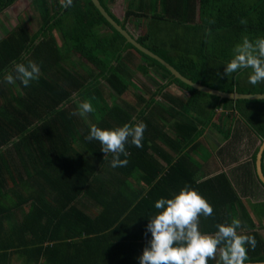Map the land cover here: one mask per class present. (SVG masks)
<instances>
[{"label": "trees", "instance_id": "16d2710c", "mask_svg": "<svg viewBox=\"0 0 264 264\" xmlns=\"http://www.w3.org/2000/svg\"><path fill=\"white\" fill-rule=\"evenodd\" d=\"M100 1L123 28L138 23V42L193 82L264 93V83H248L250 70L218 75L242 38L264 37V0H126L123 20L113 0ZM16 2L0 0V17ZM30 7L34 22L4 24L0 34V219L27 209L6 230L21 253L45 264H139L155 201L185 186L213 207L203 217L212 228L203 233L238 218L233 208L243 205L231 180L224 172L202 179L194 154L208 128L231 138L236 118L262 132L264 100L221 99L183 83L127 43L92 0L67 7L31 0ZM29 61L40 67L38 80L28 87L4 82L16 63ZM171 85L187 97L168 92ZM84 100L94 112L73 115ZM140 121L147 126L143 147L126 145V167H111V154L104 158L99 142L85 139L93 124L114 129ZM243 233L259 237L253 227ZM246 247V263L264 262V241Z\"/></svg>", "mask_w": 264, "mask_h": 264}, {"label": "clouds", "instance_id": "9594fccd", "mask_svg": "<svg viewBox=\"0 0 264 264\" xmlns=\"http://www.w3.org/2000/svg\"><path fill=\"white\" fill-rule=\"evenodd\" d=\"M62 6H70L72 0H60ZM246 24V21H241ZM240 70H250L248 83L256 86L264 83V37L250 40L242 38L233 48V57L226 63L223 73L231 76ZM14 73V74H13ZM40 67L32 61L16 63L13 72L6 73L4 82L15 84L19 80L24 87L38 80ZM94 112L92 103L84 100L79 103L77 112L80 115ZM146 124L143 121L133 124L125 123L114 129H102L93 124L88 141H98L100 149L107 158L111 154L110 165L113 168L126 167L128 160L126 145L131 143L137 148L143 147ZM158 210L146 226L151 233L148 245L138 257L139 264H208L219 254L218 264H246L248 248L255 250L257 241L254 236L238 232L242 222L233 218L230 223L217 224L214 233L200 231V217H211L213 207L196 190L185 186L170 198L161 197L155 201Z\"/></svg>", "mask_w": 264, "mask_h": 264}, {"label": "crops", "instance_id": "0c3cea01", "mask_svg": "<svg viewBox=\"0 0 264 264\" xmlns=\"http://www.w3.org/2000/svg\"><path fill=\"white\" fill-rule=\"evenodd\" d=\"M125 1L123 0L124 4ZM113 2L116 0L111 1L110 4ZM167 91L178 97H187L176 85H171ZM233 128L231 138H226L213 127L208 128L199 140L194 157L202 164L203 173H200L202 179L220 172L228 176L243 205L233 208L237 219L242 222L239 231L244 232L253 227L259 237L252 233L247 234L254 236L261 245V241H264V186L257 174V156L264 144V129L260 133L254 131L242 118L235 119ZM262 169L264 173V152ZM26 210L25 208L10 210L11 218L0 219V264H45L44 258L37 259L33 254L21 253V247L12 240L13 237L6 234V230L17 227L22 222ZM244 212L248 214L249 221ZM204 222L205 218L200 217L201 232L203 229L212 228ZM218 260L219 254L215 260H209L208 264H218Z\"/></svg>", "mask_w": 264, "mask_h": 264}, {"label": "water", "instance_id": "95a60500", "mask_svg": "<svg viewBox=\"0 0 264 264\" xmlns=\"http://www.w3.org/2000/svg\"><path fill=\"white\" fill-rule=\"evenodd\" d=\"M95 6L99 9V11L103 14V16L108 20V22L126 39L127 43L132 44L136 49L141 51L142 53L148 55L149 57L160 62L166 69H168L177 79L182 81L183 83L191 86L197 91L210 94L213 96H217L221 99H231V100H264V93L258 94H246V93H238L232 92L227 93L224 91H220L217 89L210 88L208 86L202 85L200 83H195L192 80L183 76L175 67H173L170 63H168L165 59L155 54L148 48L144 47L141 43L138 42L137 38L126 28H123L115 18L109 13V11L103 6L100 0H92ZM264 152V144L262 149L260 150L257 156V174L261 182L264 184V173L262 169V156ZM246 264H264L262 263H246Z\"/></svg>", "mask_w": 264, "mask_h": 264}, {"label": "rangeland", "instance_id": "374dc122", "mask_svg": "<svg viewBox=\"0 0 264 264\" xmlns=\"http://www.w3.org/2000/svg\"><path fill=\"white\" fill-rule=\"evenodd\" d=\"M30 6H31V0H17V2L12 7L7 9V17L4 15L0 17V34L2 31V26L4 24L8 25L9 23H11L12 25L14 22H17L18 20L21 22L27 23L29 19L34 22V20L37 19V15H36L37 12L35 13L34 9H32ZM110 7H111V10L116 14V16L120 20L124 19L125 4L123 0H116V2H113L112 4H110ZM35 28L36 27L31 26V23H29L30 30L33 31ZM128 28L130 32L135 35V37H138L141 34V29L138 23L137 25L128 24ZM152 71H153L152 75L157 80L158 75L156 74L154 70ZM143 82L148 83L149 85L153 86L156 89L155 87L156 83H154L150 77L143 78Z\"/></svg>", "mask_w": 264, "mask_h": 264}]
</instances>
